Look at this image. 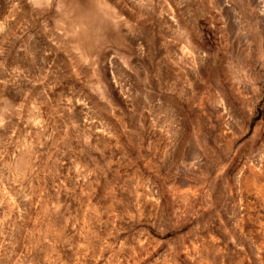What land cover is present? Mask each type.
I'll return each instance as SVG.
<instances>
[{
	"label": "rangeland",
	"instance_id": "374dc122",
	"mask_svg": "<svg viewBox=\"0 0 264 264\" xmlns=\"http://www.w3.org/2000/svg\"><path fill=\"white\" fill-rule=\"evenodd\" d=\"M0 264H264V0H0Z\"/></svg>",
	"mask_w": 264,
	"mask_h": 264
}]
</instances>
